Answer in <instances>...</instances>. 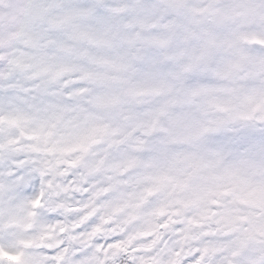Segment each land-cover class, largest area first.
<instances>
[{"label": "clouds", "instance_id": "obj_1", "mask_svg": "<svg viewBox=\"0 0 264 264\" xmlns=\"http://www.w3.org/2000/svg\"><path fill=\"white\" fill-rule=\"evenodd\" d=\"M85 2L88 8L73 7ZM61 3L47 13L48 20L63 21L48 62L18 51L26 36L11 35L14 25L0 34L7 41L4 69L13 70L0 105L24 117L16 125L0 122V249L21 254L19 264H29L38 245L57 244L60 228L67 241L79 198L69 176L79 170L103 160L101 168L115 174L135 160L134 180L148 171L181 169L188 156L211 154L220 127L264 135V103L254 119L240 115L252 113L249 95L264 93V0H182L179 10L169 0ZM11 12V0H3L0 15ZM61 67L72 70L54 76ZM83 69L95 77L91 91L74 99L77 110L51 109L59 97L50 94ZM218 101H230L229 110L218 109ZM97 128L105 131L92 135ZM194 129L209 131L194 137ZM85 137L96 141L87 154L67 150ZM77 157L83 159L73 169L68 161ZM22 240L34 244L26 248Z\"/></svg>", "mask_w": 264, "mask_h": 264}, {"label": "snow or ice", "instance_id": "obj_2", "mask_svg": "<svg viewBox=\"0 0 264 264\" xmlns=\"http://www.w3.org/2000/svg\"><path fill=\"white\" fill-rule=\"evenodd\" d=\"M169 2L176 10L182 7V0ZM11 3V14L0 15V34L14 25L17 30L11 35L26 36V46L18 51L48 62L62 39L59 29L63 21L48 20L47 13L49 8L65 5L61 0ZM73 7L84 9L88 4ZM6 43L0 38V93L6 90L5 82L12 80L13 70L4 69L8 63L3 57ZM71 70L61 67L54 76ZM94 77V72L83 69L81 75L63 83L62 90L50 94L59 97L50 101V108L76 111L74 99L91 91L88 82ZM246 100L254 107L251 114L241 113V118L254 119L264 103V93H253ZM230 103L218 101L216 107L228 111ZM23 118L0 105V122L16 125ZM104 131L97 128L92 135ZM207 131L194 129L193 136ZM214 131L211 154L188 156L181 169L148 171L133 180L130 176L137 161H129L126 168L113 174L101 168V160L95 168L70 175L79 198L72 208L76 215L67 241L63 239L66 229L60 228L58 243L38 245L40 251L29 264H244L246 257L248 264H264V181L255 179L264 177V135L248 129L220 127ZM94 143L85 137L67 150L87 154ZM138 147L144 148L143 140ZM82 159L77 157L68 164L77 169ZM144 167L151 166L145 163ZM33 203L38 205L40 200ZM21 244L30 248L34 241L22 240ZM20 258L19 253L0 249V260L19 264Z\"/></svg>", "mask_w": 264, "mask_h": 264}]
</instances>
